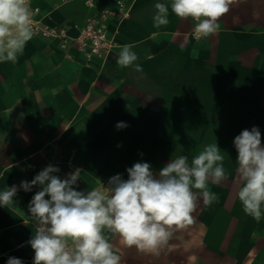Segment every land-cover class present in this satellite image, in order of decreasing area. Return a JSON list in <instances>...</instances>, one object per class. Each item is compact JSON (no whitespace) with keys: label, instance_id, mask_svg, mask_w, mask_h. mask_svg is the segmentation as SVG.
Here are the masks:
<instances>
[{"label":"crops","instance_id":"0c3cea01","mask_svg":"<svg viewBox=\"0 0 264 264\" xmlns=\"http://www.w3.org/2000/svg\"><path fill=\"white\" fill-rule=\"evenodd\" d=\"M158 2L169 5V23L156 28ZM171 3L30 0V8L39 10L34 19L72 35L101 9L116 11L108 22L117 46L106 60L75 48L69 57L58 39L34 34L16 62H0V191L70 158L81 169L78 190L87 191L116 174L127 179L126 169L138 161L159 171L167 163L157 159L166 158L168 148L191 161L216 142L227 174L219 185L209 183L218 199L211 205L198 199L194 223L175 231L158 255L107 235L120 264H264V218L246 215L238 200L233 145L253 126L264 143V0H233L219 30L200 40L193 36L196 21L177 17ZM126 44L138 59L121 67L117 58ZM184 86L200 97L189 107L167 100ZM118 122L127 127L117 129ZM168 125L206 126V139L168 135ZM37 190H21L13 206L0 207V264L9 257L33 264L28 205Z\"/></svg>","mask_w":264,"mask_h":264},{"label":"clouds","instance_id":"9594fccd","mask_svg":"<svg viewBox=\"0 0 264 264\" xmlns=\"http://www.w3.org/2000/svg\"><path fill=\"white\" fill-rule=\"evenodd\" d=\"M233 0H172L171 12L196 21L193 36L207 38L220 28L219 19ZM153 25L169 23V5L156 3ZM36 11H39L38 9ZM33 10L30 0H0V62H16L33 38ZM133 45H123L117 64L129 67L138 59ZM137 71L141 70L136 64ZM127 127L118 122L117 129ZM237 155V197L246 215L260 222L264 218V143L257 126L234 137ZM120 145H118L119 147ZM142 155V154H141ZM224 156L217 143L208 144L191 161L185 155L170 159L154 172L149 162L138 161L126 169L127 179L116 174L105 186L78 190L81 169L64 178L53 165L43 168L31 181H21L0 191V207L14 205L21 190H38L28 205L35 232L28 244L33 264H120L107 234H116L124 246L158 255L173 234L194 223L198 199L211 205L218 199L209 183L219 185L227 174ZM196 190V191H194ZM6 264H24L9 257Z\"/></svg>","mask_w":264,"mask_h":264},{"label":"built area","instance_id":"2783aa9c","mask_svg":"<svg viewBox=\"0 0 264 264\" xmlns=\"http://www.w3.org/2000/svg\"><path fill=\"white\" fill-rule=\"evenodd\" d=\"M118 4L120 7L122 6L121 1ZM32 10L36 12L37 8ZM118 14L116 11L108 8L101 9L97 14L89 17L83 25L79 26L78 33L75 35L70 34L66 27L51 26L34 18H32L33 30L35 35L58 39L61 48L66 50L69 57H71L70 49L75 48L88 58L99 57L102 60H106L117 46L115 34L110 32L108 21L110 18L118 16ZM121 19L117 21L115 32L118 29ZM49 165L56 166L60 169L56 175H59L61 178H64L66 174L78 168L72 158L61 162H51Z\"/></svg>","mask_w":264,"mask_h":264},{"label":"rangeland","instance_id":"374dc122","mask_svg":"<svg viewBox=\"0 0 264 264\" xmlns=\"http://www.w3.org/2000/svg\"><path fill=\"white\" fill-rule=\"evenodd\" d=\"M165 96L168 101L182 103L184 106L187 107L191 105L192 101L194 100L196 101V99L200 97V95H196V94L194 95V93H191L190 88L185 86L183 87L182 94L168 93ZM166 130L168 135L174 136L176 134L186 138L190 137L191 135H195L202 137L204 140L206 139V134H207V127L201 125H181V126L168 125L166 127ZM181 144L189 145L190 143L187 141H182ZM168 149L169 150L166 151V158L157 159V161L161 160V162L168 163L170 159L181 155L178 151L175 152L172 151L170 148Z\"/></svg>","mask_w":264,"mask_h":264}]
</instances>
